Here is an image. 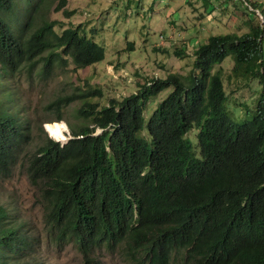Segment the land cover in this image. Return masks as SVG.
<instances>
[{
  "label": "trees",
  "instance_id": "obj_1",
  "mask_svg": "<svg viewBox=\"0 0 264 264\" xmlns=\"http://www.w3.org/2000/svg\"><path fill=\"white\" fill-rule=\"evenodd\" d=\"M232 2L253 8V17L258 10L262 24L209 36L187 76L151 79L106 106L91 101L103 95L96 87L53 100L48 107L57 114L46 122L64 120L66 108L86 98L76 110L80 127L71 126L63 145L41 123L44 139L29 149V117L13 96L0 100V175L26 163L44 190L52 240L73 243L84 264H101L95 253L102 249L119 251L129 264H264V3ZM66 3L0 0V85L3 74L25 65L42 63L47 78L58 66L104 60L106 49L90 31L51 18ZM61 12L70 19L76 10ZM227 59L229 81H257L254 102H227ZM23 229L0 207V264L35 261L39 239Z\"/></svg>",
  "mask_w": 264,
  "mask_h": 264
},
{
  "label": "rangeland",
  "instance_id": "obj_2",
  "mask_svg": "<svg viewBox=\"0 0 264 264\" xmlns=\"http://www.w3.org/2000/svg\"><path fill=\"white\" fill-rule=\"evenodd\" d=\"M202 1L67 0L62 10H76L74 16L68 19L61 10L51 14V18L60 19L67 25L81 24L105 47L106 56L103 61L82 69L74 70L72 62L65 69L58 66L47 78L42 75V63L34 67L21 66L2 75L0 100L13 96L24 111L23 117L28 116L31 121L33 135L29 149L44 139L39 132L41 123L47 132L46 120L56 117L57 113L48 106L57 97L73 92L81 94L83 90L96 87L103 95L91 101L106 106L111 98L122 99L136 93L151 79H163L171 73L187 76L193 67L195 49L207 42L212 34H243L249 31L250 24L263 22L258 11H255L257 19L256 15L247 14L252 11L250 7L246 10L236 7L234 0H211L208 8ZM258 1L264 3V0ZM235 2L240 4V0ZM91 29L96 32L92 33ZM129 43H133V50L129 49ZM182 48L183 55L176 56L174 51ZM232 67L231 59L222 64L229 94L227 102L230 106L254 102L259 95L257 81L234 84L233 79H228ZM160 98L149 104V112ZM85 100L80 98L72 102L66 108L64 120L59 122L67 126V137L72 135L71 126L80 127L76 110ZM229 109L232 111L231 107ZM101 132L98 129L95 134ZM191 139L196 143L195 131L191 132ZM26 167V163H19L10 175H0V207L7 210L11 222L24 226L23 231H27L28 236L39 239L33 264H84L83 254L73 243L60 246L52 240L46 225L44 190L40 183L30 179ZM95 256L101 264H129L119 251L102 249Z\"/></svg>",
  "mask_w": 264,
  "mask_h": 264
},
{
  "label": "bare ground",
  "instance_id": "obj_3",
  "mask_svg": "<svg viewBox=\"0 0 264 264\" xmlns=\"http://www.w3.org/2000/svg\"><path fill=\"white\" fill-rule=\"evenodd\" d=\"M46 128L48 129L49 133L53 137L52 139L54 138L59 139L60 141L58 142H60L62 145L69 141L67 137V126L64 123L51 121V122L46 123Z\"/></svg>",
  "mask_w": 264,
  "mask_h": 264
},
{
  "label": "clouds",
  "instance_id": "obj_4",
  "mask_svg": "<svg viewBox=\"0 0 264 264\" xmlns=\"http://www.w3.org/2000/svg\"><path fill=\"white\" fill-rule=\"evenodd\" d=\"M251 8V7H250ZM251 10H253V8H251ZM255 11H258V10H256L255 9ZM258 15L262 18V16H261V14H260V12L258 11ZM49 122H51V121H49ZM53 122H58V121H53ZM60 122V121H59ZM45 125H46V123H45ZM45 125H44V127H45ZM98 130V129H97ZM100 130V129H99ZM48 132V131H47ZM49 133V132H48ZM50 135V134H49ZM72 135H70L69 137H71ZM52 138V137H51ZM72 138V137H71Z\"/></svg>",
  "mask_w": 264,
  "mask_h": 264
},
{
  "label": "water",
  "instance_id": "obj_5",
  "mask_svg": "<svg viewBox=\"0 0 264 264\" xmlns=\"http://www.w3.org/2000/svg\"><path fill=\"white\" fill-rule=\"evenodd\" d=\"M45 127H46V125H45ZM46 130L48 131V129L46 128ZM49 132V131H48ZM50 134V133H49ZM50 137H52L51 136V134H50ZM72 137V136H71ZM71 137H68V139H70ZM53 138V137H52ZM55 140H57V141H60L59 139H56V138H54Z\"/></svg>",
  "mask_w": 264,
  "mask_h": 264
}]
</instances>
